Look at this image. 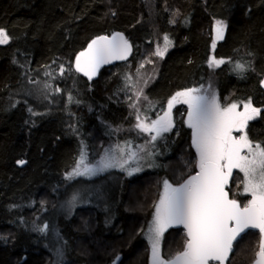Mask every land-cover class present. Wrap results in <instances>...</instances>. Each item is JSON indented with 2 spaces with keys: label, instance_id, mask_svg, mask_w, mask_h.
I'll return each instance as SVG.
<instances>
[{
  "label": "trees",
  "instance_id": "1",
  "mask_svg": "<svg viewBox=\"0 0 264 264\" xmlns=\"http://www.w3.org/2000/svg\"><path fill=\"white\" fill-rule=\"evenodd\" d=\"M218 20L225 27L215 41ZM0 29L10 37L0 45V264H53L40 221L56 209L79 151L93 159L99 143L129 135L135 113L152 110L154 117L178 91L208 86L223 105L251 100L262 112L246 131L264 142V0H0ZM114 33L130 44L129 59L94 80L80 76L75 57ZM210 58L225 62L210 67ZM58 75L77 83L66 89L65 107L57 96L40 102L18 93L27 81ZM172 116L157 170L121 176L107 211L86 205L58 218L54 241L63 243L65 256L59 264H110L117 257L119 264H150L142 232L160 183L178 186L198 170L185 112L177 106ZM240 179L233 171L228 191L243 205ZM185 239L182 229H168L162 254L182 250ZM259 241V232H247L227 264H251Z\"/></svg>",
  "mask_w": 264,
  "mask_h": 264
},
{
  "label": "snow or ice",
  "instance_id": "2",
  "mask_svg": "<svg viewBox=\"0 0 264 264\" xmlns=\"http://www.w3.org/2000/svg\"><path fill=\"white\" fill-rule=\"evenodd\" d=\"M224 27L223 21H216L217 39H223ZM9 39L6 31L0 29V44L7 43ZM212 47L215 48V43ZM129 51L128 41L120 34L111 39L97 37L76 57V71L91 79L101 64L110 62L112 58L124 59ZM156 55L162 56L163 52L157 51ZM224 62L223 59L210 58L209 66L219 67ZM235 67L238 71L244 70L239 63ZM63 72L61 66L60 73ZM261 85L264 86V80ZM175 104L187 106L185 123L191 129L198 171L178 186L164 180L163 192L148 227L150 264H225L233 250V242L246 229L259 231V250L254 264H264V142H254L246 131L249 121L259 116L262 110L254 107L251 100L244 103L243 111L237 110L236 103L222 107L214 94L187 88L168 100L163 116L145 123L137 115L135 127L156 141L174 127L172 109ZM120 152L121 156L117 158L106 150L95 163H86L82 152L76 167L66 178L92 176L116 166L124 168L130 160L137 159L136 152L128 151L126 159L125 150ZM18 163L25 162L21 160ZM234 169L243 174V193L251 197L243 206L238 200L229 198L226 190ZM178 225L185 229L183 248L166 257L161 252V239L169 228ZM57 252L60 253V249Z\"/></svg>",
  "mask_w": 264,
  "mask_h": 264
},
{
  "label": "rangeland",
  "instance_id": "3",
  "mask_svg": "<svg viewBox=\"0 0 264 264\" xmlns=\"http://www.w3.org/2000/svg\"><path fill=\"white\" fill-rule=\"evenodd\" d=\"M213 37L214 40L216 41L217 40L216 32H214ZM5 44H0V45H5ZM156 50L163 52V50L161 49H156ZM43 73L44 74L48 73V71H45ZM55 80H57V82L60 84V88L56 84H54ZM75 85L77 86V83L74 80V78L70 79L66 75H58L54 77L49 76L47 78L43 77L42 79L27 81L26 85H23L19 89L18 93L29 96L31 100L34 101L38 100L40 102L43 101L50 102L52 96L54 98L57 96L58 98H55V101L62 103L63 107H65L69 100L66 89L72 88ZM57 89H60V91H57ZM198 89H201L202 93L207 92L208 95L214 94L216 96L213 88H210L208 86L205 87L201 86ZM217 101L221 104L222 107L232 104L230 103L223 105V103H221L218 100V98ZM244 103L246 102H241V103L236 102V104L238 105L237 108L238 111H243ZM177 106H180V109H182L185 112V121H186L187 106L184 104H175V106L172 109V114L175 107ZM167 108H168V102L163 108L157 109L155 113L156 116L154 115V117H152L151 115V113H153L152 110L147 111V114L145 113L143 114L141 112L135 113V115L132 116L134 123H132V125H128L129 135L124 138H118V135L117 136L114 135L113 140H109L105 144L103 142L99 143V145H97L96 149L94 150L93 159L89 157L88 150H86L85 148H82L79 151L74 166L70 169V171H68L63 175L64 186L60 191L61 199L56 209L52 213L51 212L46 213L44 218L40 221L39 229L46 236L47 238L46 242L48 245H50V249L52 250L55 256L53 264H59L60 262L65 260L63 250H61L64 248L63 243L60 241L59 242L54 241L56 237L54 235L53 227L54 225H56V221L58 220V218L67 217L73 212L75 208L86 205L99 206L104 208L105 211H107L111 203L112 197H114V192L117 188L118 180L121 176H131V175L139 174L146 170H155V169L157 170V168L160 167V159L165 154V148H163L164 146L163 143L166 135L169 134L172 130L163 133L161 137L157 138L156 141H152L150 134L141 132L138 128L135 127V125L137 123V115H139L140 119L145 123H150L158 116H163L164 112L167 111ZM234 135L239 136L240 133H234ZM121 149L125 150V155H124L125 159L127 158L128 151L136 152L137 159L130 160L127 164L124 165V168L116 166L92 176L81 175V176H74L71 179L66 178L68 174L71 173L73 169L76 167L82 152L85 155L86 163H95L96 161L100 160V158L103 155H105L106 150L109 155H114L117 158H120ZM193 150L196 157V151L194 148ZM149 153H151V155H149ZM136 168H139L140 170L133 171V169ZM233 171H236L241 175V179L238 181L239 184L238 194L246 197L244 202V204H246L251 197L243 193V185L241 184V181L243 180V174L236 169H234ZM130 172L131 174H129ZM163 186H164V180L160 183V191L158 198L154 203L153 209L151 211V216L147 221V224L142 232V238L145 239V241L148 243L149 246V251H150L149 263L151 261V246L147 238L148 227L153 219V214L155 212V205L159 202L160 195L163 192ZM234 193L236 194L237 192L234 191ZM74 197L75 199H73ZM45 225H47L46 228ZM162 241H163V237L161 239V246H162ZM57 249H60V253L57 252Z\"/></svg>",
  "mask_w": 264,
  "mask_h": 264
},
{
  "label": "water",
  "instance_id": "4",
  "mask_svg": "<svg viewBox=\"0 0 264 264\" xmlns=\"http://www.w3.org/2000/svg\"><path fill=\"white\" fill-rule=\"evenodd\" d=\"M117 34H120V35L123 36V38L125 39L124 35H122L121 33H114V34L111 35V36H105V37H108L109 39H111L112 37L116 36ZM99 37H100V36H99ZM96 38H97V37H96ZM96 38H95V39H96ZM93 40H94V39H93ZM93 40H92V41H93ZM92 41H90V42L88 43V45H89ZM128 44H129V43H128ZM88 45L84 48L83 51H85V50L87 49ZM129 45H130V44H129ZM83 51H81V52H83ZM81 52H80V53H81ZM80 53H79V54H80ZM79 54H78V55H79ZM131 54H132V48H131V46H130V51L128 52L126 58H124V59H116V58H112V59L110 60V62H108V63H104V64H101L100 67L98 68V70H97L96 73L92 76L91 79H89L87 76H85L82 72H77V71H76V57H77L78 55L75 57V60H74V68H75V71H76L80 76H82V77L85 78L86 80L91 81V80H94V79L97 77L98 73H99L103 68L110 67V66H113V65H115V64H117V63L124 62V61H126L127 59H129V57L131 56ZM262 80H264V77L262 78ZM262 80H261V81H262ZM261 81H260L259 86H260L261 90L264 92V86L261 85ZM197 171H198V170H197ZM197 171H196V172H197ZM196 172H195L193 175H195ZM186 179H187V178H186ZM230 184H231V178H230V180H229V184H228V186H227V188H226L227 191H228V189L230 188ZM229 198H230V196H229ZM169 229H170V230L182 229V230L184 231V233H185V229L183 228L182 225L174 226V227H171V228H169ZM249 231L259 232L257 229H246L245 232H244V233H241L240 236H238L237 239L233 242V246H234V244H235V242H236L237 240H239L243 235H245V234H246L247 232H249ZM233 249H234V248H233ZM232 252H233V250H232ZM232 252L229 254V258H230V256H231ZM229 258H228V260H229ZM228 260L225 261V264H227ZM255 260H256V255H255V259H254V261H255ZM114 261H115V264H119L120 259L115 258L110 264H113ZM254 261H253L251 264H254ZM212 263L217 264V262H212Z\"/></svg>",
  "mask_w": 264,
  "mask_h": 264
}]
</instances>
